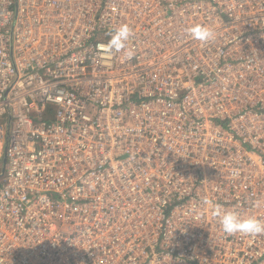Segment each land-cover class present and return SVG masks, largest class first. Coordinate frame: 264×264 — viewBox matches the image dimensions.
<instances>
[{
    "label": "built area",
    "instance_id": "built-area-1",
    "mask_svg": "<svg viewBox=\"0 0 264 264\" xmlns=\"http://www.w3.org/2000/svg\"><path fill=\"white\" fill-rule=\"evenodd\" d=\"M216 204L264 220V0H0V264H264Z\"/></svg>",
    "mask_w": 264,
    "mask_h": 264
},
{
    "label": "clouds",
    "instance_id": "clouds-1",
    "mask_svg": "<svg viewBox=\"0 0 264 264\" xmlns=\"http://www.w3.org/2000/svg\"><path fill=\"white\" fill-rule=\"evenodd\" d=\"M188 32L193 39L200 41H208L215 36L214 29L206 25H193L188 29ZM131 35L132 29L126 24L121 25L112 35L108 46L115 51L124 50L126 48V42ZM126 55L128 58H131L133 53L127 51ZM205 203H208V201L205 200ZM213 213L218 217L219 224L226 234L242 233L249 236L264 235V220L256 216H243L234 210H223V206L220 204L214 205Z\"/></svg>",
    "mask_w": 264,
    "mask_h": 264
}]
</instances>
